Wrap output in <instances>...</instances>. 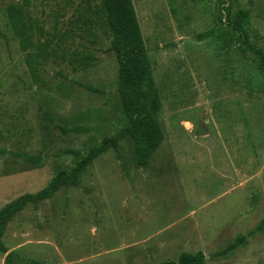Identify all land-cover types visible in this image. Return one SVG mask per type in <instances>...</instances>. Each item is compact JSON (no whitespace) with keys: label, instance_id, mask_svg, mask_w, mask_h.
I'll return each instance as SVG.
<instances>
[{"label":"rangeland","instance_id":"rangeland-1","mask_svg":"<svg viewBox=\"0 0 264 264\" xmlns=\"http://www.w3.org/2000/svg\"><path fill=\"white\" fill-rule=\"evenodd\" d=\"M227 2L231 16L248 10L247 42L264 51V0ZM92 3L0 0V209L124 124L110 35L88 18ZM131 3L162 141L137 167L123 136L75 182L25 203L4 223L0 264H155L195 252L201 264H264V73L236 48L217 0ZM9 5L48 43L36 79L7 24Z\"/></svg>","mask_w":264,"mask_h":264},{"label":"trees","instance_id":"trees-1","mask_svg":"<svg viewBox=\"0 0 264 264\" xmlns=\"http://www.w3.org/2000/svg\"><path fill=\"white\" fill-rule=\"evenodd\" d=\"M217 1L221 10L218 18L232 28L236 48L241 53L252 54L257 69L264 73V51L247 42L248 10L237 9L231 16L227 0ZM86 7L88 18L100 21L102 27L110 35L108 50L113 53L117 66L116 94L124 124L114 137L102 139L99 145L91 148L83 158L75 162L69 171L57 172L44 188L35 194L21 195L4 205L0 209V235L7 219L13 213L20 211L25 203H36L49 199L62 185L75 182L77 173L106 149L114 147L119 138L127 136L131 140L134 162L137 167L147 164L150 156L162 141L163 136L157 119L161 101L151 76L131 0H97V3L88 4ZM5 15L9 28L18 40L19 49L24 52L28 51L25 64L30 76L33 79L38 78L37 67L42 65L47 57L45 50L48 43L39 44L37 42L33 26L27 22L28 18L26 20L16 6H7ZM73 61L74 59H70L71 65ZM244 239V236L237 237L226 246L222 253L232 251L242 244ZM0 250L4 251L1 244ZM9 258L8 255L6 261ZM203 259L201 252L181 253L175 261L164 260L155 264H201Z\"/></svg>","mask_w":264,"mask_h":264}]
</instances>
